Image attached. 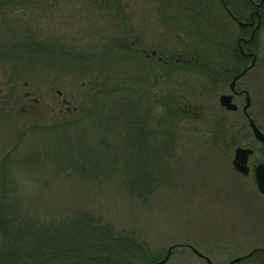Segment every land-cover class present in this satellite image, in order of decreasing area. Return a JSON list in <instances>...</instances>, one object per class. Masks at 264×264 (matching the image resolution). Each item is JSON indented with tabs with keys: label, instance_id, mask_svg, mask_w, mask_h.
<instances>
[{
	"label": "rangeland",
	"instance_id": "1",
	"mask_svg": "<svg viewBox=\"0 0 264 264\" xmlns=\"http://www.w3.org/2000/svg\"><path fill=\"white\" fill-rule=\"evenodd\" d=\"M46 1L48 5L36 0L32 8L18 12L0 10V185L8 180L22 184L25 191L16 200L30 205L38 217L45 215V206L84 207L120 230H134L155 254L178 245L160 255L162 261L167 258L160 264H208L191 247L212 264H228L255 248L264 249V195L252 166L245 176L232 164L239 147L255 151L253 164L264 159V142L255 138L249 122L264 133V0H233L231 5L226 0L241 21L225 13L222 0ZM183 8L207 11L190 18L181 16L187 13ZM251 8L259 19L246 30L253 38L245 40L255 38L249 55L255 63L236 82L247 92L233 98L237 110L220 103L221 96L231 94L234 79L214 85L195 72L169 71L157 61L158 53L169 59L187 50L213 65H231V53L217 44L233 47L244 40L241 27L248 25L239 23L248 20ZM193 29L203 31L205 39ZM120 42L123 48L117 47ZM178 81L194 106L193 120L162 116V106L173 104ZM108 88H115L118 101L129 91L136 95L134 106L143 100L146 131L161 129V123L167 127L173 122L175 129L181 125L176 149L164 163L170 182L146 201L127 195L117 181L64 182L51 174L62 161L50 158L66 149L59 136L70 138L72 133L60 130L62 124L86 115L95 94L107 96ZM248 96L249 117L244 112ZM148 137L155 145L156 136ZM149 167L156 171L159 166L154 160ZM47 181L54 188L45 198ZM63 186L71 189L69 202L59 200Z\"/></svg>",
	"mask_w": 264,
	"mask_h": 264
},
{
	"label": "trees",
	"instance_id": "2",
	"mask_svg": "<svg viewBox=\"0 0 264 264\" xmlns=\"http://www.w3.org/2000/svg\"><path fill=\"white\" fill-rule=\"evenodd\" d=\"M35 1L0 0V10L13 8L18 12L23 8H32ZM42 1L48 5V1ZM227 1L230 4L231 0ZM221 2L226 4V0ZM235 5L237 7L238 4ZM206 9L203 16L206 15ZM263 9L261 8L262 11ZM233 11L238 14L236 8ZM237 19L241 18L237 16ZM241 28L244 32L240 39H249L252 33L248 37L246 30L251 28ZM199 29H193L194 34L205 39L204 32ZM120 43L117 47L123 48ZM239 43L233 47L217 44L218 49L229 50L234 61L231 65H213L200 53H187V50L178 55L173 54L169 59L160 53L156 57L169 71L195 72L199 77L209 79L211 84L213 81L214 85H221L233 80L247 67L249 58L242 53L245 42ZM251 45L254 47L255 38L246 42L245 46L249 50L246 48L245 51L252 52ZM168 73L171 72H167V76ZM174 88L173 104L162 106V116L177 120L187 117L188 120H193L194 106L186 94H183L187 92L183 91L181 82L178 81ZM114 89L104 91L107 96L96 93L86 115L62 124L60 130L63 127L71 129L72 137H64L65 134L59 136L58 141L63 142V148L66 145V149L63 152L60 148V155L50 158L62 161L60 167L51 174L64 182L117 181L122 184L127 195L146 201L160 186L170 182L166 175L169 169L164 168V163L176 149L177 128L181 125L178 124L175 129L173 122L167 124V127L161 123V129L146 131L142 128V113H146L143 100L139 97L142 100L138 103L140 105L134 106L137 101L133 102V97L136 95L129 91L124 95V101H118ZM170 125L174 128H169ZM148 133L156 136L155 145L149 143ZM154 160L159 167L156 171H151L149 164ZM22 187V184L11 180L0 185V264H160L163 259L160 255L169 254V250L163 254L153 253L149 244L140 239L134 230H120L84 207L49 210L50 206L44 205L45 215L38 217L30 205L16 200ZM66 187L60 188L59 200L66 199L69 202L71 189L68 187L66 191ZM52 188L54 187L48 181L45 182V198L52 194ZM35 192L37 195V191ZM177 246H171V252ZM245 256V264H264V249L255 248Z\"/></svg>",
	"mask_w": 264,
	"mask_h": 264
},
{
	"label": "water",
	"instance_id": "3",
	"mask_svg": "<svg viewBox=\"0 0 264 264\" xmlns=\"http://www.w3.org/2000/svg\"><path fill=\"white\" fill-rule=\"evenodd\" d=\"M239 24L241 26H246V23L240 22ZM253 24L254 23H252L250 25H253ZM253 36H254V34L251 36L250 40L253 38ZM254 63H255V58L253 59L252 64H251V66H249L248 69L252 68ZM248 69L244 70L241 75L235 77L234 80L231 82L230 89L232 90V92H235V84L238 81V79H240L244 74H246ZM220 103L222 106H224L228 110H232V111L237 110V106L234 103H232V95L221 96ZM249 106H250V97L248 96L247 97V104L244 108V112L246 113L247 117H249V115L247 114V108H249ZM249 122H250V127H251V130H252L255 138L261 142H264V133L258 128V126L255 124V122L252 119H249ZM251 154H253V150L250 148L239 147L236 149L233 162H234L235 169L238 172H240L244 175L248 174L249 168L247 167V161H248V158ZM255 180H256V184H257V188H258L259 192L264 195V164H260L256 167V169H255ZM191 250L198 257L204 258L208 264H212L211 260L209 258H207L205 255H203L202 253H200L196 248L191 247ZM170 252H171V250H169V253ZM245 258H246V256L235 258V259L231 260L228 264H238V263L242 262ZM166 261H167V258L165 260H163L161 263H165Z\"/></svg>",
	"mask_w": 264,
	"mask_h": 264
},
{
	"label": "flooded vegetation",
	"instance_id": "4",
	"mask_svg": "<svg viewBox=\"0 0 264 264\" xmlns=\"http://www.w3.org/2000/svg\"><path fill=\"white\" fill-rule=\"evenodd\" d=\"M231 1H233V0H231ZM236 1V0H235ZM236 6V5H235ZM231 8L232 7H230V8H228V6H227V4H225V6H224V8H223V10L225 11V13H227L228 14V16L231 18V19H233V20H235V21H237L238 19H237V15L234 13V11L233 10H231ZM204 9L205 8H183V10H184V12H187L186 14H182L181 16H187V17H190V18H194V17H196V16H201L202 15V13H203V11H204ZM219 8H217L216 10H218ZM257 10H258V8H256ZM255 9V10H256ZM252 10V11H251ZM251 10H250V13H249V17H248V20L247 21H245L244 23H246V25H248V27H250V28H255L256 26H254V25H250V24H252V23H255L256 22V20H255V17L257 18V19H259V14H257V11H254L253 10V8H251ZM217 15H218V13H217ZM216 15V16H217ZM242 42H248V40H242ZM244 50H242V53L246 56V57H248V58H250L251 56H249L250 54H251V52L249 53V52H243ZM153 54H154V52H153ZM252 59H251V63H252V60H253V56L251 57ZM250 63V64H251ZM249 68V66L248 67H246L244 70H246V69H248ZM243 70V71H244ZM248 70H250V69H248ZM242 71V72H243ZM248 72V71H247ZM246 72V73H247ZM242 74V73H241ZM241 74H239V75H241ZM239 75H237V76H239ZM237 76H235V77H237ZM244 76V75H243ZM234 77V78H235ZM233 78V79H234ZM230 91H231V94H229V95H232V100H233V98L234 97H241V96H247V92L245 91V90H241V89H239L238 87H237V85L235 84V92H232V90L230 89ZM263 152H264V150H263ZM255 154V151L253 150V154H251L250 156H249V158H248V161H247V167L249 168V172H248V174L247 175H245V176H248L249 174H250V167L252 166L253 167V175H254V177H255V169H256V167L258 166V165H260V164H264V159H263V161H261L260 163L258 162L257 164H253V162L251 161V157L253 156ZM234 159L232 160V164H233V167L235 168V166H234Z\"/></svg>",
	"mask_w": 264,
	"mask_h": 264
}]
</instances>
